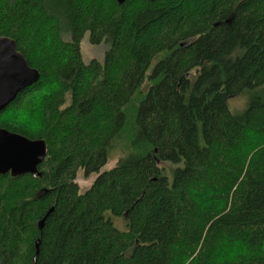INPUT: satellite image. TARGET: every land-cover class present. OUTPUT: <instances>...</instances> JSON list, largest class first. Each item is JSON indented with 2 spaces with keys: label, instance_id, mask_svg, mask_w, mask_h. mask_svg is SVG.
<instances>
[{
  "label": "trees",
  "instance_id": "1",
  "mask_svg": "<svg viewBox=\"0 0 264 264\" xmlns=\"http://www.w3.org/2000/svg\"><path fill=\"white\" fill-rule=\"evenodd\" d=\"M2 36L40 78L0 128L48 155L0 175V264H264V0H0Z\"/></svg>",
  "mask_w": 264,
  "mask_h": 264
},
{
  "label": "water",
  "instance_id": "2",
  "mask_svg": "<svg viewBox=\"0 0 264 264\" xmlns=\"http://www.w3.org/2000/svg\"><path fill=\"white\" fill-rule=\"evenodd\" d=\"M117 1L124 3L126 0ZM39 78L40 71L29 65L17 49V42L7 36L0 37V113L22 90L33 85ZM47 155L45 140L30 139L0 128V175H35Z\"/></svg>",
  "mask_w": 264,
  "mask_h": 264
},
{
  "label": "rangeland",
  "instance_id": "3",
  "mask_svg": "<svg viewBox=\"0 0 264 264\" xmlns=\"http://www.w3.org/2000/svg\"><path fill=\"white\" fill-rule=\"evenodd\" d=\"M107 49H108V45L105 43H101L98 45L91 44V42L89 41L88 34L85 35V37L81 42V53L85 63H89L94 59L98 61H103ZM248 98L249 97L247 93H243L232 98L229 102L230 109L233 112H238L243 110L248 102ZM122 156H123L122 146L116 147L113 150V152H111L110 160L107 163V165L102 169V172L113 168L116 165L118 159ZM165 166L167 168L171 167V165L168 164H166ZM96 177L97 174H91L90 176H86L82 170H79L77 174L76 182L80 187V192L85 193L91 187ZM114 222L119 229L124 230L126 228L124 219L114 218Z\"/></svg>",
  "mask_w": 264,
  "mask_h": 264
}]
</instances>
